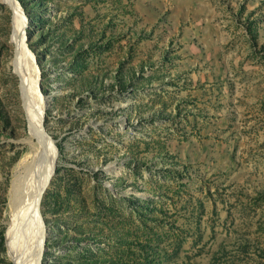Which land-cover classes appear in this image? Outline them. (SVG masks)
<instances>
[{"label": "rangeland", "instance_id": "rangeland-1", "mask_svg": "<svg viewBox=\"0 0 264 264\" xmlns=\"http://www.w3.org/2000/svg\"><path fill=\"white\" fill-rule=\"evenodd\" d=\"M17 17L57 161L11 247ZM17 259L264 264V0H0V264Z\"/></svg>", "mask_w": 264, "mask_h": 264}, {"label": "bare ground", "instance_id": "bare-ground-1", "mask_svg": "<svg viewBox=\"0 0 264 264\" xmlns=\"http://www.w3.org/2000/svg\"><path fill=\"white\" fill-rule=\"evenodd\" d=\"M4 1L11 2V0ZM20 20L17 17V20L14 21L12 39L17 46V56L14 64L16 73L23 81V101L30 127L29 144L31 147L29 152L23 155L16 165L10 185L9 213L11 216L9 222L11 229L9 244L11 247L19 239L35 237L33 233L34 225L40 222L39 217L41 215L40 212L38 213L37 201L42 196L44 187H48L57 161L55 146L49 140L50 138L46 137L42 128L43 105L36 94V76L33 66L27 61V56H25L22 48L24 36L23 24ZM33 140L36 141L35 144H33ZM16 263L20 264L19 259L16 260Z\"/></svg>", "mask_w": 264, "mask_h": 264}]
</instances>
